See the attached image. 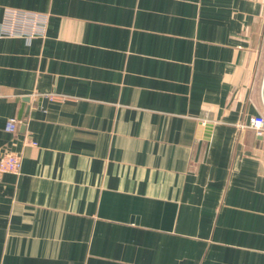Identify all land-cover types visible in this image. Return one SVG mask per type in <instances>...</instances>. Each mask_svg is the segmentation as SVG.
<instances>
[{"label": "crops", "instance_id": "obj_1", "mask_svg": "<svg viewBox=\"0 0 264 264\" xmlns=\"http://www.w3.org/2000/svg\"><path fill=\"white\" fill-rule=\"evenodd\" d=\"M7 9L48 26L0 37V264H264V0Z\"/></svg>", "mask_w": 264, "mask_h": 264}, {"label": "built area", "instance_id": "obj_2", "mask_svg": "<svg viewBox=\"0 0 264 264\" xmlns=\"http://www.w3.org/2000/svg\"><path fill=\"white\" fill-rule=\"evenodd\" d=\"M48 26V18L44 15L28 11L7 9L4 18L0 23V37H45ZM18 121L12 118L6 125V130L15 133ZM247 127L256 131L258 135L264 133V114H259L250 118ZM22 167V157L14 151H7L0 157V174H19Z\"/></svg>", "mask_w": 264, "mask_h": 264}, {"label": "water", "instance_id": "obj_3", "mask_svg": "<svg viewBox=\"0 0 264 264\" xmlns=\"http://www.w3.org/2000/svg\"><path fill=\"white\" fill-rule=\"evenodd\" d=\"M262 98H263V102H264V80H263V85H262Z\"/></svg>", "mask_w": 264, "mask_h": 264}]
</instances>
